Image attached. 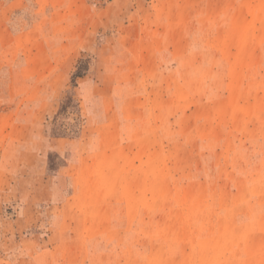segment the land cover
I'll return each instance as SVG.
<instances>
[{
    "label": "rangeland",
    "instance_id": "1",
    "mask_svg": "<svg viewBox=\"0 0 264 264\" xmlns=\"http://www.w3.org/2000/svg\"><path fill=\"white\" fill-rule=\"evenodd\" d=\"M0 264H264V0H0Z\"/></svg>",
    "mask_w": 264,
    "mask_h": 264
},
{
    "label": "trees",
    "instance_id": "2",
    "mask_svg": "<svg viewBox=\"0 0 264 264\" xmlns=\"http://www.w3.org/2000/svg\"><path fill=\"white\" fill-rule=\"evenodd\" d=\"M89 70V64H88V60L87 59H80L79 64L77 66V70L76 72L73 74V78H72V82H73V87L75 88L77 86V79L83 77L87 71ZM76 102V99L74 98V93L71 94L70 96H68L67 98V103L72 104ZM64 107V106H63ZM68 107V105H67ZM63 125H67L64 124ZM67 126L66 128H64L61 131H54L52 134V136L54 137H63V136H67L70 135V132L67 131Z\"/></svg>",
    "mask_w": 264,
    "mask_h": 264
}]
</instances>
